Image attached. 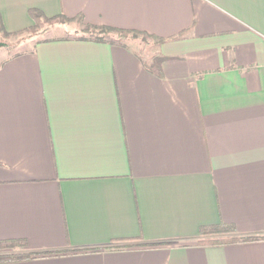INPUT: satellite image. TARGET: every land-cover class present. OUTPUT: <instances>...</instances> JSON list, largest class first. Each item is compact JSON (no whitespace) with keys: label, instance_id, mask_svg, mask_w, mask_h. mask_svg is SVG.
<instances>
[{"label":"crops","instance_id":"obj_1","mask_svg":"<svg viewBox=\"0 0 264 264\" xmlns=\"http://www.w3.org/2000/svg\"><path fill=\"white\" fill-rule=\"evenodd\" d=\"M33 10L163 41L0 47V240L31 252L0 264H264L196 241L264 234V0H0V27Z\"/></svg>","mask_w":264,"mask_h":264},{"label":"trees","instance_id":"obj_2","mask_svg":"<svg viewBox=\"0 0 264 264\" xmlns=\"http://www.w3.org/2000/svg\"><path fill=\"white\" fill-rule=\"evenodd\" d=\"M31 14L33 18L35 19V25L33 27L27 28L18 33H8V32H5L0 27V32H1L0 42L3 43L2 46L7 45L6 42H4L3 40H6L7 38H10L11 36L17 37V35H19L14 40L13 45L15 46L21 41L25 40L27 37L37 34L39 26L41 24H45L46 25L45 27L47 28L49 27L48 29H50L56 24L60 25V24H69V23L76 24L78 28H75L74 34H67L63 36L65 37V39L69 37H75L77 39H83V40L121 43V40L129 37V35H139L140 33L144 35V37H148L155 42L163 41V38L153 37L151 35L145 34L144 32H140L136 30L114 28V27L105 26V25L101 26V25L86 24L82 22L80 18L78 17L69 18L63 15H60V16H56L52 18H47L43 14L35 10H33ZM24 33L26 34V36H24V39H23L21 38L20 35ZM109 33L115 34L116 38L115 37L107 38L104 36V35H108ZM259 239H264V234L240 233L236 230V228L232 224L226 223V222H219L214 225L201 226L198 230V238L196 239V241L198 243L205 244V243H233V242H243V241L259 240ZM25 245H26L25 241L22 239L0 240V250L6 249V248L14 249L17 246H25ZM30 254L31 252H25V251L2 252L0 253V261L21 259V258L29 256Z\"/></svg>","mask_w":264,"mask_h":264},{"label":"rangeland","instance_id":"obj_3","mask_svg":"<svg viewBox=\"0 0 264 264\" xmlns=\"http://www.w3.org/2000/svg\"><path fill=\"white\" fill-rule=\"evenodd\" d=\"M45 26H46L45 24H41L39 26L38 33L35 34V35H32L30 37H27V38H33L36 35H37V37H40V36H50V37H52V36H65L67 34H74L75 28H78L77 25L74 24V23H69L68 25H66V24L59 25V26L54 27L52 29H48L49 27L47 28ZM18 36L19 35H17V37ZM20 36H21V38L24 39V36H26V34L24 33V34H22ZM104 36L107 37V38H110V37L111 38H113V37L116 38L115 34H112V33H109L108 35H104ZM17 37L11 36L10 38H7L6 40L2 39L4 42H6L7 45L6 46H2L1 48L2 49L4 48L5 50H8L10 53H12L14 51H17L19 48H23L25 46H28V44H30V42H28V43H25L23 46L17 47L18 44L14 46L13 43H14V40ZM127 38L131 39L129 42H132L131 45H133L135 47V49L140 54H143L145 57H149V56L153 55V53H154V43L151 42L152 40L150 38L144 37V35H142V34L129 35V37H127ZM2 252H12V249H10V248L1 249L0 253H2Z\"/></svg>","mask_w":264,"mask_h":264},{"label":"water","instance_id":"obj_4","mask_svg":"<svg viewBox=\"0 0 264 264\" xmlns=\"http://www.w3.org/2000/svg\"><path fill=\"white\" fill-rule=\"evenodd\" d=\"M3 45V43L2 42H0V47Z\"/></svg>","mask_w":264,"mask_h":264}]
</instances>
